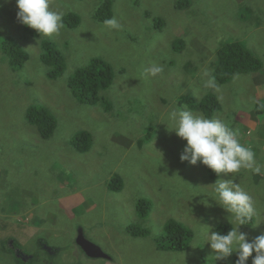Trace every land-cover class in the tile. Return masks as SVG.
<instances>
[{
    "label": "rangeland",
    "instance_id": "obj_1",
    "mask_svg": "<svg viewBox=\"0 0 264 264\" xmlns=\"http://www.w3.org/2000/svg\"><path fill=\"white\" fill-rule=\"evenodd\" d=\"M111 2L116 29L96 18L101 0H50V10L63 13L62 22L74 13L80 25L63 22L58 35L32 37L17 21L15 0H0V209L10 212L8 222L0 221V264H234L236 253L215 261L201 226L220 233V227L237 225L214 200L217 180L206 167L180 162L186 141L171 131L169 117L187 110L207 118L187 102L199 105L215 96L220 107L211 119L238 130L240 143L264 164V0ZM8 38L29 54L23 68L10 66L3 51ZM46 41L65 57V72L57 80L48 77L41 59ZM234 42L255 54L263 69L206 88L204 71L215 79L218 50ZM95 58L114 72L111 88L102 92L107 104L82 102L69 86L75 72ZM153 62L163 73L146 72ZM35 106L56 119L48 140L28 121ZM84 132L92 145L79 152L72 141ZM233 175L256 210L239 230L250 238L264 234V171L242 169L218 180ZM117 178L122 189L114 192ZM143 200L152 203L144 218L138 213ZM21 216H33L43 227L25 246L17 231ZM173 221L191 231L183 251L158 247ZM132 225L148 235L133 237ZM81 231L110 260L89 258L76 243Z\"/></svg>",
    "mask_w": 264,
    "mask_h": 264
},
{
    "label": "clouds",
    "instance_id": "obj_2",
    "mask_svg": "<svg viewBox=\"0 0 264 264\" xmlns=\"http://www.w3.org/2000/svg\"><path fill=\"white\" fill-rule=\"evenodd\" d=\"M15 3L18 8L17 21L35 30L39 37L58 35L64 26L63 13L50 10V0H15ZM103 24L108 29L119 27L115 18L106 19ZM163 71V66L154 62L146 69L152 76ZM204 76L208 77L204 85L206 88L217 87L208 70L204 71ZM169 119L174 125L171 131L186 141L179 156L181 163L203 165L218 177L222 174H237L242 169L257 175L264 171V164L257 161L251 147L240 143L238 130L232 129L225 122L194 115L187 110L173 111ZM235 179L233 175L232 179L217 180L212 186L216 194L214 200L231 214L229 223L237 226L232 227L227 234L210 233L209 227H201L207 230V242L214 252L212 257L215 261L225 260L236 253L235 264H248L250 257L252 264H264V234L250 238L247 233L239 230L240 226L253 221L256 210L251 195Z\"/></svg>",
    "mask_w": 264,
    "mask_h": 264
},
{
    "label": "trees",
    "instance_id": "obj_3",
    "mask_svg": "<svg viewBox=\"0 0 264 264\" xmlns=\"http://www.w3.org/2000/svg\"><path fill=\"white\" fill-rule=\"evenodd\" d=\"M103 4L98 9L96 18L99 21H105L113 16V6L111 0H101ZM64 23L69 28H77L80 25V18L77 14L70 13L65 16ZM162 22H159L161 26ZM28 33L32 37L39 35L35 30L30 29ZM43 54L42 62L49 68L48 77L57 80L66 69L65 57L59 52L51 42H44L42 45ZM4 54L8 57L9 64L14 69L23 68L29 61V54L25 49L13 39H5L3 42ZM263 69L262 61L253 54L243 43L234 42L223 45L217 52V62L214 72L215 80L225 85L233 81L240 75L258 73ZM114 81V72L111 65L101 58L93 59L87 66L79 68L69 80V86L73 89L78 99L88 104L106 103L102 97V92L111 88ZM182 103V102H181ZM190 109L196 111L198 106L203 109L207 118H212V114L220 107L218 99L215 96L206 97L199 105L188 100ZM28 121L37 127L41 138L50 139L57 126L54 115L44 106L31 107L27 113ZM73 144L79 152L89 151L92 145L91 135L89 133H80L73 138ZM84 145V147H83ZM212 180H218V176L210 169L206 168ZM111 189L114 192L121 191L122 185L119 178L115 183H111ZM152 203L145 200L138 204V213L140 217L147 216L151 209ZM232 226L220 227V234H227ZM128 232L133 237L147 236L148 232L142 230L136 225L129 227ZM192 237L191 231L181 223L173 221L168 224L164 235L159 238V249H172L183 251L188 247V240ZM162 242H168L162 244ZM25 264V263H24ZM235 264V262H234Z\"/></svg>",
    "mask_w": 264,
    "mask_h": 264
},
{
    "label": "crops",
    "instance_id": "obj_4",
    "mask_svg": "<svg viewBox=\"0 0 264 264\" xmlns=\"http://www.w3.org/2000/svg\"><path fill=\"white\" fill-rule=\"evenodd\" d=\"M76 196H74V197H76ZM1 203H3V199L0 196V204ZM80 203L81 202H77V205L80 204ZM35 210H36V206L33 205L31 212H35ZM92 210H93V208H91L89 211H92ZM9 218H10V212L8 210L0 209V221L2 220V221H5V222H8ZM22 221H24V222L22 223ZM34 223H35V219L33 218V216H28L26 219L23 216L20 217L17 231H18V237H20V239L22 240L23 246H25V244L29 240L37 238L38 235L40 234V232L43 230L42 226L36 225ZM101 259H103V258H101ZM104 260H110V259H104Z\"/></svg>",
    "mask_w": 264,
    "mask_h": 264
},
{
    "label": "water",
    "instance_id": "obj_5",
    "mask_svg": "<svg viewBox=\"0 0 264 264\" xmlns=\"http://www.w3.org/2000/svg\"><path fill=\"white\" fill-rule=\"evenodd\" d=\"M77 244L83 249L86 255L92 259H110L103 249L89 241L82 233L77 240Z\"/></svg>",
    "mask_w": 264,
    "mask_h": 264
},
{
    "label": "bare ground",
    "instance_id": "obj_6",
    "mask_svg": "<svg viewBox=\"0 0 264 264\" xmlns=\"http://www.w3.org/2000/svg\"><path fill=\"white\" fill-rule=\"evenodd\" d=\"M255 132V131H254ZM241 185V184H240ZM83 234V233H82ZM89 240V239H88ZM90 241V240H89ZM98 246V245H97Z\"/></svg>",
    "mask_w": 264,
    "mask_h": 264
},
{
    "label": "flooded vegetation",
    "instance_id": "obj_7",
    "mask_svg": "<svg viewBox=\"0 0 264 264\" xmlns=\"http://www.w3.org/2000/svg\"><path fill=\"white\" fill-rule=\"evenodd\" d=\"M80 233H82V232H80ZM82 249V248H81ZM83 250V249H82Z\"/></svg>",
    "mask_w": 264,
    "mask_h": 264
}]
</instances>
